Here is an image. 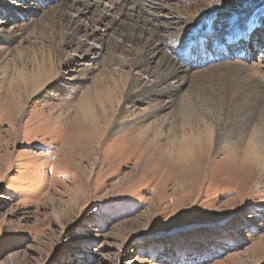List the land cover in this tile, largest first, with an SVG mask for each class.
<instances>
[{"label":"rangeland","instance_id":"374dc122","mask_svg":"<svg viewBox=\"0 0 264 264\" xmlns=\"http://www.w3.org/2000/svg\"><path fill=\"white\" fill-rule=\"evenodd\" d=\"M120 1L0 0V264H264L262 171L248 184L224 175L210 161L220 157L215 151L199 168L181 170L164 155L163 137L137 138L135 131L127 130L129 125L113 128L116 102L130 77H138L136 87L154 79L149 72L125 65L129 51L141 49L92 23L99 11L119 23L130 22L129 13L140 9L131 0L117 7ZM237 1L245 3L205 1L198 14L189 12L188 17L175 5L182 0L135 2L142 3V15L157 31L166 33L169 28L163 24L177 16L191 21L196 35L207 32V38L218 39L264 8V0ZM62 2L81 10L64 13L75 17L80 12L75 18L80 31L70 39L64 19L53 14V6L61 7ZM51 44L60 53L53 54ZM253 44L254 40L248 43L252 52L245 60L226 58L230 51L212 52L224 53L219 63H258L264 68V40ZM40 53L51 56L58 73L49 83L40 78L42 85L36 88L30 72L26 77L16 71L22 66L30 71V59ZM110 53L117 60L106 64ZM158 57L151 58L148 69H154ZM207 68L204 63L188 69L190 74L204 73L189 76L176 93V105L155 95L135 101L130 108L135 113L157 102L161 106L153 115L158 116L139 129L156 119L173 120L177 127L188 106L183 103L186 98L200 103L206 99L204 92L213 88ZM111 70L122 75L109 76ZM89 88L103 95L99 105H88L96 116L109 110L110 120L108 125L98 124L106 130L93 140L73 104ZM108 92L110 98L105 97ZM124 118L120 114L117 121ZM123 131L127 137L118 136Z\"/></svg>","mask_w":264,"mask_h":264},{"label":"bare ground","instance_id":"6f19581e","mask_svg":"<svg viewBox=\"0 0 264 264\" xmlns=\"http://www.w3.org/2000/svg\"><path fill=\"white\" fill-rule=\"evenodd\" d=\"M128 1L130 0H121L117 7H122ZM131 1L135 4L136 9L140 10L139 12L135 11L129 13L128 19L130 22L119 23L117 20L108 18L100 11L92 17V23H94V25L97 24L102 26L105 30L115 31L122 40L128 41L132 43L134 47L141 49L138 53L133 50L129 51L131 57L124 61L125 65L131 68L142 69L144 72H149L154 78L153 81L142 85L140 84V87H136V84H139L138 77H136L135 74H133V77H130L127 90L122 95L121 99H118L116 102V116L114 117L112 115V123H114L113 128L129 125L127 130L130 129L133 132L135 131L134 135L137 138L138 136L142 137L149 134H153L156 137H163L166 141L163 148L164 155L173 162L175 167L181 170L187 171L193 168V165L199 168L200 165L205 162L208 154L215 151V153H220V157L217 160L211 158L210 161L212 164L215 162L214 166L218 168L217 170L220 173L227 176H236L238 178L237 180H244L243 183L246 184L252 180L258 179L261 171V174H264V78H262V75L264 76V68L258 63L252 65H246L239 61H224L219 63L220 60L209 52L210 46H205V43H202V41L207 38V32L206 34L202 33V35H196L193 32L195 26L191 21L188 19L180 21L177 19V16H173V21L163 24L165 29L169 28L166 33L157 31L151 27L148 18L142 15L144 12V7L141 6L142 3L139 6V3L135 2L136 0ZM205 1H209L210 4H212V2L215 3V1L218 0H182L181 4H177L176 2L175 5L188 17L189 12L198 14L200 11L199 6ZM243 2L244 1L230 0V4L233 6H239L243 4ZM61 5V7H58L59 9L56 8V5L53 6V14L56 18L60 16L64 19L66 28L69 30V33L65 32L70 39L80 31V25L76 24L75 19L79 17L80 12H76L75 17H69L64 14L67 9H78L74 7V3L72 2H70V4L62 2ZM40 10L41 9L34 11ZM201 10H203V8ZM204 11L205 10L202 12ZM259 11L260 12L255 17L249 15L246 20L236 23L232 31L227 32L225 35L222 34V38L225 39V42H222L221 39H217L213 48L223 50V48L227 47L229 40L228 35L232 33H241L243 37L250 36L249 41H245L244 44L251 53V47L249 46L248 48V43H253L254 40L256 44H253V47H255V45L259 42L262 43V40H264V38H259L262 36L260 34H264V8H259ZM261 19L263 20L258 22ZM183 23H185L184 27L181 26ZM172 25L179 27L172 28ZM43 29L44 28L41 27V29L39 28L38 30L43 32ZM252 30H254L253 34L251 33ZM36 33H38V31ZM93 34L94 33H92V35ZM256 36L258 38H255ZM63 43L68 44L69 42L64 41ZM51 45L53 46L51 50L53 54L55 52L60 53L58 51L59 49H57L54 44ZM116 45V43H113L114 47H116ZM80 46L81 45H79V47L77 46L79 50L81 48ZM193 52H195L196 57L193 56ZM158 55L161 56L158 57ZM153 56H157L158 58L155 61L154 69L150 70L148 69V64ZM193 59L197 60L198 64L207 63L209 67L207 70L208 72L211 71V73L209 72V78L210 76L212 77L210 81L214 82L213 88L204 92V96L198 93L206 99H201L200 103L197 101L198 103L195 104L193 103V99L189 102L190 97L189 99L186 98V101L183 103L186 102L188 106L184 108L185 115L182 116L177 127H175L173 120L156 119L157 121L155 123H148L139 129V125L150 120V117L154 119L158 116V114L156 116L153 115L161 106L160 103L157 102L154 106L145 107L143 111L135 113L134 109L130 110L134 102L140 99L143 100L147 96L155 95L166 97L167 104L173 106L177 102L176 98H179L176 93L181 86L186 83L189 76L193 75L194 78L195 76L199 78V73H204L203 70H195L193 74H190L191 72H189L188 69L192 68L194 65ZM116 60V56L110 53L107 55L105 62L106 64H111ZM30 61L32 62L30 71H27L22 66L18 68L16 72L26 77L30 72V78L35 81L36 88L42 85L38 83L40 78L44 77V79H48L47 83H49V80L52 81L58 73L56 70V62L52 60L51 56H45L40 53V55L34 56ZM218 71L220 72L217 73ZM255 74H260L261 77H255ZM108 75L120 76L122 73H115L111 70L108 72ZM20 76L18 75V78ZM34 78L37 79L34 80ZM167 79H171L173 83L168 82ZM190 86L191 85H189V87ZM198 86L200 87V85ZM133 88H136V90ZM208 88L210 87L208 86ZM91 89L92 88H89L85 96H80L73 104L77 106V114L80 113V116H82L81 122L89 126L88 130H86V134L93 140L104 135L106 130L105 125H108L110 120L107 119V111L109 110H100V114L96 116L93 109L88 105L93 102L99 105L100 97L103 95V93L91 91ZM107 91L110 90L108 89L106 92ZM105 97L110 98L109 92ZM183 100H185V98H183ZM120 114L124 115L125 118L117 121ZM101 121H104V126L101 124L98 125ZM92 126H94L96 132L92 129ZM164 126H166L165 131H163L162 128ZM119 135L124 138L127 137L126 135L128 134L126 131H123L118 134V136ZM135 137H132V139H135ZM216 156L218 155L216 154ZM178 179H180V177Z\"/></svg>","mask_w":264,"mask_h":264}]
</instances>
